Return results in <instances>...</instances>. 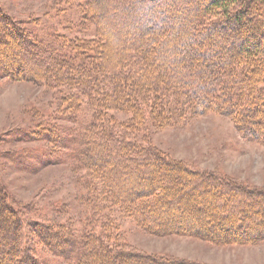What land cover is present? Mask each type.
I'll use <instances>...</instances> for the list:
<instances>
[{
  "label": "trees",
  "instance_id": "trees-1",
  "mask_svg": "<svg viewBox=\"0 0 264 264\" xmlns=\"http://www.w3.org/2000/svg\"><path fill=\"white\" fill-rule=\"evenodd\" d=\"M71 3L78 18L66 30L91 28L92 38L49 31L31 40L1 7L0 73L65 91L61 116L72 137L51 141L69 148L72 168L85 171L80 198L88 215L80 229L32 223L28 216L37 212L11 208L0 186V264H55L39 261L23 244L24 224L46 251L42 256L65 264H198L122 247L110 207L117 216L134 213L145 231L161 236L182 234L215 245L264 240V191L196 172L143 135L212 110L231 116L243 138L264 144V0ZM109 112L130 116L118 122Z\"/></svg>",
  "mask_w": 264,
  "mask_h": 264
},
{
  "label": "rangeland",
  "instance_id": "rangeland-1",
  "mask_svg": "<svg viewBox=\"0 0 264 264\" xmlns=\"http://www.w3.org/2000/svg\"><path fill=\"white\" fill-rule=\"evenodd\" d=\"M1 7L10 22L30 33L31 40L38 35L44 37L49 31L66 39L74 36L86 39L94 32L91 28L66 30L71 18L74 15L78 18L71 0H0ZM76 31L80 34H74ZM4 43L6 39L2 37L1 45L5 48ZM65 95L63 89L54 90L0 73V186L11 208L22 210L29 206V210L37 212L38 217L28 216V221L49 220L80 229L88 215L80 198V176L85 171L72 168L75 164L69 148L60 149L55 140L51 141L72 137L68 132L71 126L61 116L68 105ZM108 115L118 122L127 121L130 116L116 112ZM144 134L146 142L196 172L214 174L245 189L264 191V144L243 138L229 115L210 110L175 127L151 128ZM43 135L49 136V141L40 140ZM20 160L27 166H17L21 165ZM21 213L24 214L23 210ZM110 213L118 220L115 223L123 235L119 244L122 247L198 264H264V240L256 244L215 245L182 234L161 236L145 231L134 213L117 216L114 207H110ZM230 218L234 223L239 221L232 215ZM28 225L22 226L23 244L32 246L34 256L39 261L45 257L55 264H65L64 260L41 255L46 251ZM212 225L223 223L213 220ZM225 235L229 237L230 233Z\"/></svg>",
  "mask_w": 264,
  "mask_h": 264
}]
</instances>
